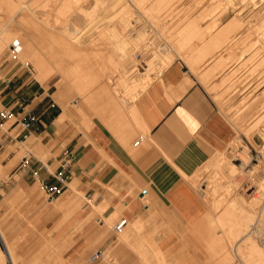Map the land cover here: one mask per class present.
Segmentation results:
<instances>
[{"label": "crops", "instance_id": "obj_1", "mask_svg": "<svg viewBox=\"0 0 264 264\" xmlns=\"http://www.w3.org/2000/svg\"><path fill=\"white\" fill-rule=\"evenodd\" d=\"M44 58L36 65L39 74L49 68V64L61 74L70 67L57 53L46 52ZM10 83H5L0 92ZM19 90L17 88L12 94L7 92L1 98L2 107L10 108L11 116L0 124L14 118L2 137L20 141V137L10 135L16 123L28 115H35L37 119L30 124V134L22 142L30 140L37 152L49 154L46 159L33 152L28 159L21 158L18 166L24 169L17 166L12 175L19 174L20 178L14 180L13 188L0 201L3 207L0 214L4 215L11 211V202L17 197L24 200L21 211L25 216L16 225L17 238L22 239L19 244H29L32 240L29 233L37 229L48 235L43 241L38 238L37 252L44 254L61 249L65 264H70V259L83 258L95 245H99L103 256L93 264H108L103 261L106 250L110 252L109 264L114 263L115 253H120L125 264H143L153 253L148 246L173 254L176 246L182 244L176 231L195 224L206 210L184 175L195 173L212 152L225 150L235 138L233 126L203 85L185 67L174 62L128 104L129 107L133 104L145 125L149 146H140L141 141L135 144L127 140L136 127L126 114L118 119L112 109L110 116L115 118L94 116L91 122L80 114L77 116L71 107L78 103L77 93L67 83L48 90L28 83L21 94H17ZM24 93L29 94L27 103ZM125 118L124 121L132 125L122 120ZM65 149L71 150L76 159L66 170L67 187L49 201L40 179L58 184L53 174L61 168L60 158ZM42 164L47 169L42 167L39 178H35L32 171ZM181 170L185 174L181 172V175ZM71 184L89 200L95 196L94 205H75V190ZM147 197L150 203L144 202ZM97 207L103 209L102 215L97 214ZM93 213L97 214L94 218ZM113 214L118 215L115 222L127 218L125 228L131 223L123 241H118L115 233L105 235L107 221L103 217ZM1 217L3 240L1 237L0 240L13 263L7 250L10 246L7 236L15 246L16 242L9 232L5 233ZM138 227L140 231L136 232ZM75 228L77 234L71 236ZM146 228L157 231L148 233ZM0 249L3 251L1 246ZM3 253L0 264H6Z\"/></svg>", "mask_w": 264, "mask_h": 264}, {"label": "bare ground", "instance_id": "obj_2", "mask_svg": "<svg viewBox=\"0 0 264 264\" xmlns=\"http://www.w3.org/2000/svg\"><path fill=\"white\" fill-rule=\"evenodd\" d=\"M3 1L6 3L8 0ZM51 1L52 2L50 5H52L51 8L53 9L51 10L53 13L55 11L62 13L63 9L66 11L68 10V12L70 11L69 8L71 6L63 4V1L61 2L58 0L62 4L58 1L56 2V0ZM201 1L202 0H87L88 3L91 2L93 4L91 5L90 3L93 8L90 6L91 8L89 7V9L86 11H84L82 8L81 10L90 15L89 19L92 20L94 18L93 16H97V18L99 17L100 22L101 20H105L104 22L102 21L103 23L109 22V24L102 23L101 26L104 25L103 27H99V24L98 26L96 25L97 28L99 27L98 29H96L94 26L95 34H97L93 37L91 34H89V31L85 30L88 25L87 19L85 24L82 21L84 26L82 24L81 26L76 25V22L78 21L74 22V20H72L75 24L72 23L70 17H67L70 19L67 22L71 21V24L68 23L69 25L65 24L62 20L57 19V16L53 19V21H50L48 17L50 13L48 14L44 8L39 9L33 6L31 8L32 17L30 19L25 17L21 18L20 26H22V28H26L25 32H27V36L26 38H22L19 41L16 40L18 31H16V29L12 30L13 24H11L10 21L3 22L0 18V52L4 51L7 47L10 49V52H13V41L22 46L27 42L28 47L24 49L26 46L24 45L21 53H15V55L21 56V54L27 55L30 53V56H32L31 60L33 59L31 62L35 63L34 65H37L38 62H43L45 60V54H42L43 52L40 51L39 47H41L43 43H45L46 47L47 43L41 39V37L37 36V34L34 32V29H37V32L39 30L41 33L48 30L49 32H46L45 34H51L52 38L57 43L62 45V47L64 46L63 48L68 47L69 49L68 51L66 50L67 52L70 50L68 56H70L71 59L69 60L73 62L70 64L67 72L63 73L66 77L65 80L69 81L68 79L79 77L83 80H92L90 82L95 83L102 80L111 82V92L114 96H117L119 102L117 106L114 104L115 107L113 105L112 108L115 110V114H117L118 119L120 117H124L126 114L128 115L127 117L133 120H130L131 122L139 124L138 127L142 126L146 133L147 129L145 125L142 124V121L133 104L130 107L127 106V110L125 109L126 107L123 105L122 101L123 99L127 100V98H132L134 100L143 90L146 89L149 80H151L155 74L160 75L161 72H163L169 65L172 64V58L182 57L188 68L194 71H203L202 73L200 72V78L202 79L201 81L209 86L214 97L219 101L221 107H224L225 110H227L229 113H232V115L229 114V116H233L236 130L241 131L243 128L246 132H249L256 129V131L258 130V132L264 138V111L258 113L259 108L264 105V88H261L260 85L261 82L264 81V41L263 46L261 45V47H257L259 45L255 44L258 41L262 42L264 39V32L260 31L264 26V18L261 20L262 27L259 28V31H257L254 36V32L252 33V36L255 37L254 40L248 43L246 42L248 35L243 37L245 30L241 31L247 26L248 23L244 25L242 24L243 26H241L239 25L240 22L238 20L237 22L234 20L226 25L221 21H217L219 17H216V19L214 18L212 23H207L202 18L201 20L194 17L195 13L193 15V12H191V8L193 7L192 4ZM257 1L207 0V3L203 2L202 4H198L199 6L201 5L200 8L203 7V10L208 9L209 6H211L212 9H216L218 7L216 15H220L222 12L224 13L227 8V3L230 2V4L233 5L231 8L236 11L237 16H241V14L244 13L246 14L245 17H247L254 11L256 5L253 6L252 4L257 3ZM0 2L2 1L0 0ZM251 5L252 7H250ZM131 7L132 9H130ZM200 8L199 11H202ZM85 13L83 14L81 11L79 13L78 11L72 10L71 16L75 14L80 17L79 19L85 20ZM78 16L76 18H78ZM243 18V16L240 17L242 21ZM210 19H213V17ZM140 20H142L143 24L148 26L147 29L143 26L140 27ZM97 23H99V20ZM251 26L250 28H252ZM43 36L45 37V35ZM48 40H50V38ZM51 44L57 47L56 43L52 42ZM57 48L59 49V47ZM49 49H51V54L56 53L53 47ZM259 51L262 52L261 56H257L260 53ZM63 52H61V54ZM139 52L142 53L141 58L143 59V62L141 63V59H139L136 64L130 67L131 65H129V62L131 61L129 59L131 55L136 56V54ZM247 53H251L249 57H247L251 60L254 59L253 63H255L260 58L261 59L255 63L256 65L254 66L251 65L250 67L246 68L245 64V67H241L242 65L240 63V59H242L244 54L247 55ZM165 55L170 56V58L165 57ZM58 56L62 57L60 54H58ZM23 57L26 58V56ZM75 57L77 58L75 59ZM160 58L164 59L163 63H159ZM78 63L80 65L85 64V69L79 75L77 73L76 75L74 73V69ZM242 68L243 71H240ZM62 78H64L63 75ZM84 87L86 88V85ZM259 97H261V100H263L262 105L259 104L261 103ZM124 110H127L128 112L125 111V113ZM122 120L126 121V118ZM127 121H129L128 118ZM247 121H249L247 123L248 125L246 124L248 127L244 126L241 128V126ZM250 122L253 123L251 124ZM123 128H125V126ZM134 132L135 131L133 130L132 133ZM130 137L134 138L132 134ZM238 137L239 134H236L235 138H237V140ZM129 139L130 138H127V140ZM259 153L264 154V144L259 147ZM225 154L226 153H221L217 158H212V161L214 160L212 168L214 173L212 171L213 174H209L208 178V182L211 183L210 185L212 186L208 192V195H210L208 197L211 198L208 199L210 200L209 202L211 203L210 205L212 208H209V210H211L208 212V207L206 204L207 202L202 200L205 204L206 210L203 213V216H200L201 218L199 222H203V225H205L204 227L207 233L206 236H208L209 240L211 238L210 241L213 244H216V241H218V239L220 240L222 237L221 236L217 238L214 235V228L216 226H220L221 230L223 231L227 227L228 231L225 233L226 236L229 235L232 238H235V243L227 241V243H220L221 245H219L220 248L218 247V249H216V246L210 247L214 253L216 252L217 254L219 252L218 255L220 258L217 255L219 264H229L230 262H233L235 256L243 264H264V242H261L259 239L262 237V235H264V232L261 230L264 225V212H262L264 211V205L261 207L259 212L256 210L257 206L256 208L254 206L255 201L257 199L260 200L257 191L261 190H253L254 192H251L252 198L249 200L247 198L245 199L241 193L232 188L235 184L231 183L241 182V180L238 182L237 179H235V175L241 171H244V166L250 162V156L247 154L245 149L240 150L235 147L233 151V158L241 160V164H238L233 162L232 159ZM257 166L259 167L260 165ZM257 166L254 165V167L249 169V175L251 173L253 174L254 171L258 169ZM197 170V173H199V169ZM259 170H261V168ZM263 171L264 167L261 171L264 176ZM181 172L182 170L180 171V174ZM193 174L194 172H192V174L189 176L192 177V179H196L198 176L196 173V176ZM217 174H221L222 176ZM189 176L187 175V177ZM204 177L205 175L203 176V179H206V177ZM227 177L229 179H225ZM224 179L226 181L228 180L225 184L224 182L226 181ZM230 179L231 182L229 181ZM263 179L264 178H262V180ZM261 182L263 183V181ZM237 185L238 184H236V186ZM258 187L263 188V186ZM220 189L226 190L225 195H231L232 198H216L215 193L220 192ZM232 189H234L233 193ZM220 195L221 194H219V196ZM260 196L263 197L262 195ZM199 198L201 199V197ZM200 208L202 209L203 207ZM255 220L257 221V229L255 230L252 228H247L251 223H255ZM135 231L139 232V227ZM254 234H258V239L254 238ZM217 244H219V242ZM207 245H209V243H207ZM7 250L10 254H12L11 247L9 245L7 246ZM139 251L140 250H136L135 252ZM3 254V251L0 249V261L3 260ZM160 254L161 255L159 258L161 257V264H171L163 252H160ZM173 264L184 263L178 259V261H175Z\"/></svg>", "mask_w": 264, "mask_h": 264}, {"label": "rangeland", "instance_id": "obj_3", "mask_svg": "<svg viewBox=\"0 0 264 264\" xmlns=\"http://www.w3.org/2000/svg\"><path fill=\"white\" fill-rule=\"evenodd\" d=\"M1 1L2 2H0V18L2 19L3 22H9L10 21L11 24H13L12 30L16 29V31H18V34H19V35L17 34V36H16V40H18V41L20 39H22V38L23 39L26 38V36H27L26 35L27 32H25L26 28H24V27L22 28V26H20V22H21V18L22 17H25L27 19H30L32 17L31 8L33 6L39 8V9L40 8L41 9L44 8L48 12V14L50 13L49 16H48L50 21H53V19L57 16V19L62 20L65 24H68V23L71 24V21L74 20V22L78 21V22H76V25H80L81 26V24H82L84 26V24L86 22V19H87L88 25L85 28V30L89 31V34H91L92 37L97 34V33L95 34L94 26L96 27V25L98 26V24L100 25L99 27H103L104 26V25L103 26H101V25H102V23L105 20H101V22H100V19H99V17L97 18V16L96 17L93 16L95 18V20H94V18L92 20H90L89 19L90 15L88 13L86 14L84 12V11L88 10L91 5H93L91 2L88 3L87 0H60L61 2L63 1V4L71 6L69 8V10H70L69 12H68V10L66 11L65 9H63L62 13H60L59 11L58 12L55 11L54 13L52 12L51 9H53V8H51L52 5H50V3L52 2L51 0H22V1H20V0H8L6 3H4L5 1H3V0H1ZM57 1L58 0H56V2ZM60 1H58V2L61 3ZM255 1H257V0H255ZM56 2H54V3H56ZM203 2L207 3V0H202L201 2H197V3L195 2V4H192L193 7L194 6L197 7V8L194 7L196 9V11H195V9L193 7H192L193 9L191 8V12H193L192 14L194 15V13H195L194 17H196L198 19L202 18L207 23H212L214 21V18L216 19V17L217 18L219 17L217 21H221L223 24H226V25H228L230 22H232L234 20H235V22H237V20H238L240 22V23L239 22L238 23L241 26H243L244 24L248 23L247 26L241 30V31L245 30V32H244L245 34L243 33L244 34L243 37L248 35L247 36L248 39L246 38L247 41L245 40L248 43H250V42H252L254 40V38H255V37H253L254 34L257 31H259V28L262 27L261 20L264 18V0L263 1L259 0V1H257V3H255V4L253 3L252 4L253 6H255V5L256 6H255L254 11L251 14H249V16L245 17L246 14L242 13L241 16L244 17L243 21L240 19L241 16H237L236 15V11H234L231 8V7H233V5H231L230 2L227 3V8L224 11V13L223 12L221 13L222 15L221 14L220 15H216L218 7L216 9H212V7L209 6V8L206 9V10H203V7L200 8L201 5L199 6V4L200 3L202 4ZM90 3H91V5H90ZM24 4H25V6H24ZM61 4H59V5H61ZM125 4H127V3H125ZM77 5H79V6H77ZM221 5H223V4H221ZM252 5L250 7H252ZM5 6H6V8H5ZM198 7L200 9H202V11H199ZM81 8L84 11L81 10ZM130 9H132V7ZM211 9L213 10V12H212ZM72 10L78 11L79 13L81 11L83 14L85 13V20L79 19L80 17L78 15H75V14L72 15L73 17H75V18H73L71 16V11ZM197 14H199V15H197ZM206 15L209 16L210 18L213 17V19H210ZM77 16H78V18H76ZM67 17L68 18L70 17L71 21L67 22L68 20H70ZM78 19L81 20V21H79ZM251 19H252V21H251ZM98 20H99V23H97ZM82 21L84 22V24H83ZM74 22L72 21V23H74ZM80 22H82V23H80ZM89 24L92 27H90ZM103 24H109V22H106V23H103ZM139 25H140V27L143 26L146 29L148 28V26L146 24H143L142 20L139 21ZM250 26L252 28H250ZM87 28H89V29H87ZM90 28H92V29H90ZM98 28L96 27V29H98ZM233 28H231V29H233ZM260 31L264 32V26H263V28ZM34 32L37 34V36L41 37V39H43L47 43L46 47H45V43H43V45L41 47H39L40 51L43 52L42 54H45L46 52H51V49H49V48L53 47L54 51L57 54H60V55H62V57L65 58L66 66L70 65L73 62V61L69 60V59H71L70 56H68L70 50H69V52H67L69 48L68 47L67 48H63L64 46L62 47V45L57 43L52 38L51 34H45L46 32H49L48 30L46 32H43L44 34L39 32V30H38V32H39L38 33L37 29H34ZM252 33H253V36H252ZM42 34L45 35V37ZM23 35H25V36H23ZM48 37L50 38V40L52 42L56 43L57 47H59L61 52L64 51L62 54H61L60 50L55 45L51 44L52 42L50 40H48L49 39ZM250 38H252V39H250ZM263 41H264V39L262 40V42L258 41L255 44L259 45L257 47H261V45L263 46ZM14 44H15V42L13 41L12 46ZM24 45H26V46L24 47ZM24 45L22 46V45L19 44L20 48L18 49V51L10 52L9 51L10 49L7 47L4 51L0 52V60H1V62H0V91L4 87L7 79H10V82H11L10 85L8 87H6V89H4L3 92H0V108L2 107L1 98L5 95V93L9 92V93L12 94V93H14L15 90H17V88H20V90L18 91L17 94H21L28 83H30V84L32 83V86H43L46 90L50 89L51 87H59L63 83H67L77 93L75 95V98H76V100H78V103L71 105V107L75 110V113H76L77 116L80 114L83 117V119H86L87 122H91L94 116H99V117H104V118L109 116V118H111V119L116 117V116H113V115L110 116V114H113V113H111L113 105L115 104L117 106V104H119L117 96H114L112 94V92H111V85H112L111 82H107L105 80H102L100 82H96L95 83V82H90L92 80H83V79H81L79 77H74L72 79H68L69 81H66L65 80L66 79L65 74H61V73H59L57 71L55 72V70L51 67L50 64H49V68L43 70V72L41 74H39L36 65H34L35 63L31 62V61H33V59L31 60L32 56H30L31 55L30 53H28L27 55H22L21 54V56L15 55V53H21V51L23 50V47H24V49L28 47V43L27 42ZM51 45H53V46H51ZM260 53L257 56H261L262 52H260ZM250 54L251 53H247V55L244 54L242 56V59H240V63L242 65L241 67H245L246 66V68H248L251 65L254 66V65H256L255 63H257L261 59L260 58L255 63H253L254 59L251 60L250 58H248ZM6 55L8 56V58H7ZM23 56H26V58L23 57ZM141 57H142V53L141 52L137 53L136 56L131 55V57L129 59L131 61V62H129V65H131L130 67H132L134 64H136L139 61V59H141V63H142L143 59ZM165 57L170 58V56H168V55H165ZM243 57H244V59H243ZM245 57L247 58V60H246ZM29 58H30V60H29ZM76 58L77 57H75V59ZM75 59H72V60H75ZM241 60H243V61H241ZM163 61H164V59L160 58L159 63H163ZM245 61H246V63H245ZM174 62H176L178 64H181L183 67H185V69L188 70L203 85V87L207 90V92L211 95L213 100L216 102L220 112L227 118V120L233 126L234 131H235V136H236V134H239L238 140H237V138H234L232 140V142L229 144V146L224 150V152L222 150V151H219V152L218 151H214V152L211 153L210 158L207 159L198 168L199 169V173H197L198 170L195 172L196 175L198 176L196 179H194V178L192 179V177H190V176H189L190 178L185 176L187 181H188V183L193 187V189L196 192H198L197 194L201 197V199L203 201L207 202L206 204H207L208 212H209L211 210V209L209 210V208H212V206L210 205L211 203L209 202L210 201L209 199H211V198L208 197V196H210V195H208V192L210 191V189H211L210 187H212V186L210 185L211 183L208 182L209 181L208 178H209V174L211 175V174L214 173V171L212 169L214 160L212 161V158L213 159L217 158L221 153H223V154L226 153L225 155H227L229 158H231L233 162L241 164L240 163L241 160H239V159L237 160V159L233 158V151H234L235 147H237L240 150H244L245 149L247 151V154L250 156V162H249V164L244 166V168H245V169L243 168L244 171H241V172L237 173V175H235L236 176L235 179H237L238 182L241 180V182L240 183H237V182L234 183V182H231V179L229 181L232 184H235V185H233L232 188L236 189V191L241 193V195H243L245 197V199L247 198V199L250 200L252 198L251 197L252 196L251 192L253 190H255V189L261 190V191H257V193L259 194L258 197H259L260 200L257 199L255 201V205H254L255 208L257 206L256 210H257V212H259V210H261V207H263V205H264L263 204L264 203V200H263L264 199V179L262 180V178H264V176H263V174L261 172L263 170V167H264V154L259 153V147H261L264 144V138L258 132V130L256 131V129H254L252 131H249V132H246L242 128V127L246 126V124L249 121L245 122L241 126V128H242L241 131L236 130V126H234L235 125V120L233 119V116L232 117L229 116V114L232 115V113H229L227 110H225L224 107H221L219 101L214 97V95H213L212 91L210 90L209 86L206 83H204L203 81H201L202 79L200 78V76H201V73L203 71H200V70L194 71V70H191L190 68H188L186 66V64L184 62V59L182 57L172 58V63H174ZM25 64H28V66H30V71L26 67H24ZM84 65L85 64L80 65L78 63L75 66L74 73L75 74L77 73L79 75L81 72H83L84 69H85ZM246 68H244V69H246ZM64 70H66V69H64ZM240 71H243V68H242V70L240 69ZM62 75L64 76V78H62ZM158 76H159L158 74H155L151 78V80H149L147 86L152 81H154ZM78 79H80V80H78ZM85 85H86V88L84 87ZM87 85H88V87H87ZM260 85H261V88H264V81H262ZM90 86H92V87H90ZM81 92H83V93H81ZM23 96L26 99L25 102L27 103L29 101L28 100L29 94L28 93H24ZM132 100H133L132 98H127V100L123 99L122 103L126 107V106H128L129 103L132 102ZM259 100L261 101V103H259V104L262 105L263 100H261V97H259ZM115 105H114V107H115ZM263 111H264V105L259 108V112L258 113H261ZM13 120H14V118H10L5 124H0V164L2 165V166L0 165V201L2 199L6 198L7 192H9V190H11L13 188L14 180H19V178H20L19 174H15L14 176H12V175L16 171L18 163L21 160L23 155H25L27 152L30 151V152H33L36 156H38V157H40L42 159H46L49 156V154L46 153L45 151L37 152L33 148V146L30 145V140L29 141H25V142H20V141H15V140L12 141V140L3 138L2 137L3 133L6 131L7 127L12 123ZM250 123L252 124L253 122H250ZM134 125H135V127L137 126L136 127L137 131L134 132L135 134L134 133L132 134V136L134 138L129 137L130 141H132V143H134L140 136H143V139L141 140L139 145L140 146H149L150 143H149V139H148L146 131L142 128V126L138 127L139 124L134 123ZM246 127H248V126H246ZM236 131H238V132H236ZM254 165H256V166L260 165L259 167L261 168V170H259L260 168L257 166L258 169H256L253 174L251 173L249 175L248 171H249V169L254 167ZM203 169H205L206 171L203 170ZM212 171H213V173H212ZM195 173L193 175H195ZM258 173H261V174H258ZM263 173H264V171H263ZM204 175H205L207 180L203 179ZM217 175L222 176L221 174H217ZM256 175H258V176H256ZM256 178H257V180H256ZM225 179H229V178L227 177ZM189 180H190L191 183L189 182ZM227 181L224 182V184L227 183ZM259 181L260 182L263 181V183L262 182L260 183ZM259 183L262 184V185H260ZM236 184H238V185L236 186ZM235 186H236V188H235ZM258 186H261V187L263 186V188H260ZM71 188H73L75 190V196L73 198V203L75 205L81 206V205H83L85 203L90 204V205H94L95 196H93V198L91 200H89L88 198H86L83 195V193L78 192L74 185L71 184ZM234 189H232V193L234 192ZM220 192H216L215 193L216 198H220V197H225L226 198L227 197L226 199H230L229 197H231V195H228V194L225 195L226 194V190L220 189ZM242 193H244V194H242ZM219 194H221V195L219 196ZM260 195H262L263 197H261ZM144 202L150 203L149 198L147 197L144 200ZM23 204H24V200H22L21 197H17L13 202H11V211L8 214H4V215L0 214V216H2L1 217L2 218L1 226L3 227L5 233L7 234V232H9V235L11 237H13V240L16 242V246H15L13 244V242L10 240V238H8V236H7V240L10 243V247H11V251H12V254H11V257H12V260H13V263H12V261L8 257V254H7L6 250H5L6 246L4 248V246L2 245V242L0 240V246L3 249V251L5 252V255H6V258H5L6 264H65V261H64L65 258L61 254V249L55 250V251L51 250V251H48V252H46L44 254H40L39 252H37V249H38V246H39L37 244L38 240L40 239V241H43L44 239H46L48 237V235L46 233L39 232L37 229H34V230L31 231V233H29V237L32 238V240H31V242H29V244H25V245L19 244L22 239L17 238L18 237V233H19V229L16 227V225H17V222L19 221V219H21V218H23L25 216V213L21 211L22 210L21 207H22ZM0 208H3L1 204H0ZM102 210L103 209L101 207H97L96 208L97 214L102 215L101 214ZM262 212H264V211H262ZM97 214L93 213V218ZM117 217H118V215H116V214H113V215H111V216H109L107 218L103 217V220L107 221V223L105 225V229L107 230V233L105 234L106 236L112 235L114 233L113 230H112V227H113V224L115 223V219ZM199 220L197 221L198 223L196 222L195 224H193L190 227L187 226V228L182 229L181 231H176V235H178L180 237V241L182 242L181 245L176 246V249H177L176 251H179L178 253H176V251L175 252L173 251V254L168 255L172 251L164 252L162 250L160 251L159 249H156V250L153 249L154 246H148L149 248H151L150 251L153 252L154 254L150 252L151 253L150 259H148V260L145 259V261H143V264H146L145 262H148L147 264H161V261H160L161 257L159 258V256L161 255L160 252L161 253L163 252L169 258V262L171 264H173L175 261H178V259H179V261L181 260V262L184 263V264H215V263L219 264L218 263V257H217L219 252L217 254H216V252L214 253V251H212L210 247L211 246H216V249H218V247L220 248L219 245H221L222 243H227V241H231V242L235 243V238H232L229 235L226 236L225 233L228 231L227 227L223 231V230H221L220 226H218V227L216 226L214 228V235L217 238H219L221 236L222 237L220 238V240L218 239V241H216V244L218 242H219V244H217V245L213 244L210 241L211 238L209 240L208 236H206L207 233H206V230H205V227H204L205 225H203V222L200 223ZM254 222L255 223H251L249 225V227H247V228H252V229L256 230L257 229V221L255 220ZM253 225H255V226H253ZM130 227H131V223H129L128 228H125V229H123L122 232L116 234V237H117L118 241H123L122 237H124V235L126 234L127 230H129ZM77 230L78 229L75 228L73 230V233H72L71 236L77 234ZM145 230L148 233H150L151 231H153V232L157 231L155 229L149 230L147 228ZM145 230H143V231H145ZM261 230L264 232V225L261 228ZM170 235L173 236L174 234L171 232ZM257 235L258 234H254L253 235L255 239H258ZM0 237H1V234H0ZM1 239H2V237H1ZM259 239H260L261 242H264V235H262V237L259 238ZM207 243H209V245H207ZM98 247H99V245L93 246L91 251H90V253H88L86 256H84L81 259H78L76 261L73 260V259H70V261H71L70 264H83V263L87 262V260L90 257V255L95 250H97ZM15 249H17L18 251L17 250L15 251ZM22 249H25V250L22 251ZM119 254L117 255L115 253V255H114V263L113 264H125V261H122L120 259L121 256L119 257ZM219 258H220V256H219ZM233 258H234V255H233ZM109 259H110V252H109V250H106L103 261H105V262H107L109 264ZM174 259H177V260L174 261ZM159 261H160V263H159ZM91 264H93V263H91ZM229 264H243V263L240 260H238L237 257L235 256L233 262H230Z\"/></svg>", "mask_w": 264, "mask_h": 264}, {"label": "built area", "instance_id": "obj_4", "mask_svg": "<svg viewBox=\"0 0 264 264\" xmlns=\"http://www.w3.org/2000/svg\"><path fill=\"white\" fill-rule=\"evenodd\" d=\"M14 51H18L19 44L15 43L12 46ZM24 67H26L29 71H30V66H28L27 64L24 65ZM10 79L6 80V83H9ZM9 116H11V109L8 107H1L0 108V123L5 120L6 118H8ZM37 119V117L35 115H28L27 117L21 119L20 121H18L16 123V128L15 130L10 134L13 138H18L20 137V141H24L27 139L28 135L30 134L29 131V127L32 121H35ZM143 139V136H140L134 143L138 144L141 140ZM30 151L27 152L25 155H23V159L26 160L30 157ZM76 156L75 154L68 149H65L62 152V156L60 158L61 161V168L55 173L53 174V176L55 177V179L58 181V184L53 185L50 184L48 182V180L46 179H40L41 182V186L43 189V192L47 198V200L52 201L54 200L57 196H59L64 189L67 187L68 185V176L66 174V170L67 168L73 164V162L75 161ZM21 167L22 169H24V167H22L21 165L18 166ZM44 167L45 169H47L45 164H42L40 168L34 169L32 171V175L35 178H39L40 176V169ZM128 224V220L127 218H120L118 219L112 227V230L115 234H118L120 232L123 231V229L126 227V225ZM103 256V251L100 249L95 250L90 257L88 258L87 262L83 263V264H91L93 263L95 260H97L98 258Z\"/></svg>", "mask_w": 264, "mask_h": 264}]
</instances>
